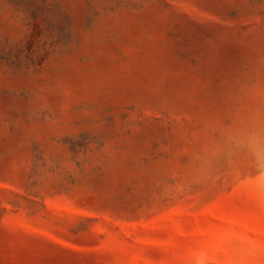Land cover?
<instances>
[{
  "label": "rangeland",
  "instance_id": "374dc122",
  "mask_svg": "<svg viewBox=\"0 0 264 264\" xmlns=\"http://www.w3.org/2000/svg\"><path fill=\"white\" fill-rule=\"evenodd\" d=\"M0 264H264V0H0Z\"/></svg>",
  "mask_w": 264,
  "mask_h": 264
}]
</instances>
